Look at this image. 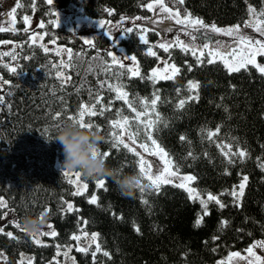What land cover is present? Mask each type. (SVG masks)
<instances>
[{"label":"trees","instance_id":"trees-1","mask_svg":"<svg viewBox=\"0 0 264 264\" xmlns=\"http://www.w3.org/2000/svg\"><path fill=\"white\" fill-rule=\"evenodd\" d=\"M74 1H78L79 13L88 17L114 19L120 14L138 15L148 11L142 6L148 0H53L52 5L47 0H17L24 7L15 14L16 32H0V38L18 42L16 48L3 51L13 53L15 60L11 56L0 59V76L8 81L0 92L4 98L0 104V198L7 202V208L14 209L19 222L25 215L49 209L47 221L58 235L45 236V247L33 243L30 233L16 227L13 234L17 240L0 234V248L7 256L6 261L0 259V264H19L22 259L31 258H34L33 264H55L56 245L71 240L79 228L96 230L102 250L111 255L109 259L98 253L95 264H213L230 251L243 249L263 237L264 170L258 164L264 162V75L252 66L247 71L229 73L219 60L214 64H197L195 56L179 48L170 49V56L162 49L153 48L157 56L168 58L181 69L174 80L161 79L154 84L131 76L127 65L125 68L114 66L111 73H105L102 69L111 63V57L107 56L111 43L106 34L93 36V48L66 25H54L51 21L56 9ZM165 3L181 12L187 9L192 15L215 24H241L249 4L258 11L264 6L262 0H247V3L245 0H185L183 6L174 0H165ZM32 12L43 21L44 27H38L43 31V38L64 43L71 51L72 58L69 61L67 56V63L72 66L65 68L71 77L70 83L62 85L56 75L59 67L54 65L60 66L61 60L57 50L50 48L45 52L38 42L32 43L30 31H23L22 18ZM131 28L134 31L125 32L119 44L136 57L141 75L147 76L157 61V57L147 54L157 32L148 28L149 44L145 45L139 39L141 28ZM5 65L16 67L17 73L10 72ZM188 65H192V71L187 70ZM191 80L200 84L199 99L178 109L176 105L181 99L193 95L185 87ZM101 81L106 82L104 88L100 87ZM120 83L127 86L124 90L130 99L151 100L154 92L159 93L156 110L168 126L161 125L159 133H153L154 138L179 163L180 171L196 176L192 182L196 189L203 193L216 192L226 207L209 202V214L204 215L198 199H190L184 189L173 185H163L159 192L146 190L143 196L137 190L129 198L121 194L113 179L83 174L81 179L88 184L87 190L82 195L72 194V182L57 165L58 160H64V155L61 144L54 138L69 116L77 115L82 105L96 104L98 96L103 100L96 104V111L99 113L101 107L111 110L96 117L85 116V123L102 130L105 140L100 147L102 153H110L106 159L109 167L124 174L139 175L138 157L122 146L113 148L109 138L111 121L122 116L131 121L135 116L123 101L115 99V92L108 90V84ZM134 106L143 110L139 100ZM118 111L122 116L117 115ZM57 113H60L59 119ZM218 127L215 142H209L205 138L207 131ZM131 130L136 131L135 123ZM181 136L186 140L181 141ZM137 141L148 143L143 133ZM217 144H230L232 151L239 147L248 156L229 164ZM189 151L198 158L188 157ZM224 151L228 149L225 147ZM243 175L248 181L237 205L228 193ZM99 179H105L102 188L96 186ZM142 183L149 182L142 179ZM93 195L97 197V204L88 202ZM68 199L79 211L66 210ZM142 200H147L148 205ZM5 209H0V217ZM199 216L203 220L197 225ZM221 221H227L228 225L222 227ZM94 250L95 244L88 254L73 248L75 264H93L91 252Z\"/></svg>","mask_w":264,"mask_h":264},{"label":"snow or ice","instance_id":"snow-or-ice-1","mask_svg":"<svg viewBox=\"0 0 264 264\" xmlns=\"http://www.w3.org/2000/svg\"><path fill=\"white\" fill-rule=\"evenodd\" d=\"M247 3V0H245ZM175 4L183 6L185 4V0H174ZM262 3H264V0H262ZM48 5L53 4V0H47ZM143 7H146V9L149 12H157V13H163L165 14L163 19L173 20L175 21L176 25L182 26L179 30L182 32H186L189 28H191L194 31L200 32V30H203L201 32V35L204 36L205 41L200 46L193 47L192 45L184 42L181 40L178 36L175 40H161L158 41L156 44L151 45L148 48L147 54L153 57H159L157 56V52L153 50V48H159L162 49L165 53H169V56L171 55L170 49L172 48H179L185 53H191V55L196 57L197 64H214L219 60L223 63L225 68L229 73H238L241 70L247 71L249 69V66H252L255 68L260 74L264 75V63L258 62L257 57L264 58V6H262L259 11L256 9V7L252 6L251 4L247 7V12L249 14L250 19L248 21H245L244 28L248 29L251 28L254 30L257 36L253 35H246L241 30V25L237 24L234 26H230L227 28L218 27L215 23L207 24L205 21L199 17H194L191 12H189L187 9H184L183 15H181V11L179 8L176 10H173V8L169 7L165 0H152L151 3H144L142 4ZM24 5L22 3L17 2L16 7L12 9L11 16L13 19L10 21L9 27H2L0 26V32H16L15 28V14L17 9H22ZM8 15V14H6ZM136 20L144 19L143 17H136ZM151 19V18H149ZM23 23L28 24L29 23V17L23 16L22 18ZM105 21H100V26L104 27ZM41 28L44 27L43 24L40 25ZM167 31L171 32L172 29L168 28ZM25 33H28L30 29L28 27H25L23 29ZM125 32L132 33L134 31L133 28H127L124 29ZM141 34L139 36L140 41H142L143 44L148 45L149 41L147 39V31L148 29L144 28L141 29ZM155 31V29H153ZM210 33L220 34L227 37H233L231 43L225 42L223 47H221L220 42L218 40H212V37L209 35ZM106 34L111 37V31L109 30L106 32ZM188 35L191 37L193 41L197 39L195 35L192 34V32H188ZM32 43H36L37 40H43V36L37 37L33 35L31 37ZM207 41H212V43H209ZM54 43V41H52ZM9 43L8 41H0V44ZM86 44L90 45L91 47L95 48V44L92 40H86ZM215 44V47H212V44ZM40 47L44 49L45 52L49 51L47 46L41 44ZM60 51H64L68 53L69 61L72 58V53L68 49H62ZM59 55V51L57 53ZM0 56H11L13 60L16 59V56L11 52H3L0 53ZM107 56L111 57V63L106 64V66L102 69L105 73H111L112 68L114 66L119 68H125V64L123 63V59H128V57H122L121 59H117V54H114L113 51H108ZM132 61H136V57L132 56L130 57ZM164 67L161 69L159 67L153 68L151 72L147 75H141V72L139 70L138 62L136 63V66L134 68H129L127 71L131 74V76L140 77L141 79H147L149 81H152L154 84L158 82L159 80H174L177 75H179L181 69L177 67L175 64H168L167 61H163ZM60 65L63 66V68L71 67L72 65L70 63H66L64 61L60 62ZM5 67L8 68V70L14 74L17 73L16 67H9L8 65H5ZM54 67H59L57 65H54ZM188 71H192V65H188L187 68ZM89 71H93L91 67H89ZM57 77L61 80L62 85L64 83H70L71 77L65 76L63 71H58L56 73ZM3 83H8V81H3ZM105 81L100 82V87H105ZM108 90L111 92H115V99L118 101H123L124 104L127 106L128 109L131 110V112L135 113V116L130 121L129 117L122 116L121 112H117L118 116H122L121 119L113 120L110 122L112 131L109 133L110 142L112 143L113 148H120L121 146L124 149H127L129 152L133 153L136 157H138V171L141 179L137 181L138 190L141 193V196L145 193L146 190L148 191H155L159 192L161 187L163 185H173L175 187L184 189L187 193L190 199L196 200L199 199L200 203L202 204L204 208V215H208V203L209 202H215L217 205H219L220 208L226 207L225 204H223L220 199L217 196L212 195L211 193L207 194V198L203 199L201 198L200 193L195 189L190 187V183L195 181L197 178L194 175L188 174V175H182L180 172V165L176 161H174L169 154L168 151L164 147H162L157 139L154 138L153 133H159L161 125L163 127L168 126L167 120H165L159 112H157V104L160 101V96L158 92H154L152 94L151 100H148L147 98H139L135 97L133 99L129 98V94L124 89L127 87L123 83L120 84H108L107 85ZM186 89L189 92H192L193 95L188 96L186 99H181L179 103L176 105L178 109H183L185 105L189 101H194L199 99V82H193L188 81L187 85L185 86ZM79 91V89L77 90ZM91 91V90H90ZM177 92H180V89H177ZM103 100V97L98 96L96 104H100ZM136 100H139L140 107L143 109L142 111L137 110V108L134 106ZM4 102V98L0 96V104ZM96 104H93L91 106L89 105H82L78 114L74 116H69V120L76 121L81 127H87V128H99L97 125H93L92 123H85V116L89 117H96L97 115H103L105 111H110V108L101 107L99 110V113L96 111ZM112 104V101L109 100V105ZM153 114H155V118H153ZM60 113L56 114V118L59 119ZM146 118V119H142ZM135 123L136 131H132V125ZM117 129L120 130V132H117ZM205 130L202 129V132ZM143 133L145 139L149 143H140L139 148L144 150V153H148L150 156L158 157V161L156 162H150L148 159L145 158V155L137 150L136 147V141L138 137ZM219 134V127L215 131H207L205 138L209 142H215L214 138ZM125 137L127 138V142H125ZM181 141H185L186 138L184 136L180 137ZM188 143H191L190 141H187ZM217 147L221 149L223 155L227 158V162L229 164H234L236 162V158H239L241 161H243L247 156L248 153H246L245 150L237 148L236 151H232V146L229 145H222L217 144ZM227 148L228 151H224V148ZM102 155L107 159V157L110 155L109 152L105 151L102 153ZM188 157H191L193 160L197 159L198 157L193 154L192 151H189ZM259 160V158H257ZM159 161H162L163 164L161 165ZM154 163L156 165L155 172H153V166ZM258 166L264 170V162H260ZM225 174H228L227 172ZM66 176H72L74 175L76 177L75 180L70 181L72 183H75L77 185V190L73 192V195H82L84 191L87 190L88 184L87 183H81V173L79 171L72 173L69 171H65ZM142 179H146L149 183L147 185L142 183ZM176 181H179V183H176ZM248 181V177L244 176L242 179V182L238 185V191L236 190V187L228 193L232 197L235 198V203L239 205L240 199L244 195V189L246 187ZM97 187H104L105 186V179H99L96 182ZM90 204H97L98 200L95 195H93L89 201ZM142 203L145 205H148L147 200H142ZM7 208V202L4 201L2 198H0V209ZM67 211H79L78 209H75L74 206L71 203H67ZM44 211H49V209L45 208ZM203 220V217H200V219L197 220V225L201 223ZM14 226L19 229L22 232H26L20 225L19 221H13ZM87 224V221H84V225ZM228 225L227 221H221V226L226 227ZM47 228L49 231L44 232L41 231L39 233H31V237L33 240V243H35L38 246H47L44 244V242L40 239V237L44 236H50V237H56L58 233L54 230L52 224H48ZM137 232H139V228L135 229ZM81 234L76 235L73 234L70 238L74 241L80 242L82 239L86 240L87 243L82 246H77L76 251L88 254L92 245L95 244V250L91 252V255L93 257V264H95V258L98 253H101L111 258V255L108 251H103L101 248V245L98 243V233H87L86 231L81 228L80 230ZM0 234L6 235L8 238L17 240V237L14 236L12 232H6L4 231L3 227H0ZM213 239H218V237H213ZM257 249L264 250V240H257L254 241L252 245H250L246 250V254L242 255L240 252H232L230 253L228 259L226 261H218V264H231L233 259L235 258L238 261H243L244 264H264V252H261L258 254L256 251ZM72 251V247H67L65 251L61 252L60 246H57V256L63 255L65 257H68V254ZM23 255V254H21ZM0 259L7 260V256L0 252ZM34 258L27 259L26 261L22 259L19 264H33ZM74 260V258H73ZM55 264H59V261H55Z\"/></svg>","mask_w":264,"mask_h":264},{"label":"rangeland","instance_id":"rangeland-1","mask_svg":"<svg viewBox=\"0 0 264 264\" xmlns=\"http://www.w3.org/2000/svg\"><path fill=\"white\" fill-rule=\"evenodd\" d=\"M16 2H17V0H0V26H2V27L11 26L10 21L13 19V17L11 16V11L15 7ZM151 2H152V0H148L146 3H151ZM169 7H171V6H169ZM171 8H173V7H171ZM173 10H176V9L173 8ZM54 13H55V15H54L53 19L51 20L54 25H59V24L66 25L68 28L72 29L73 32L80 35L84 41L92 40V38L95 34H98V33L106 34V32H108L110 30L111 31V37H109L106 34L109 37L110 43H111L109 51H113L114 54H117V59H121L122 57H128V59H123V63L125 65H127L128 68H134L136 66L137 60L135 62L132 61L130 59V57H132L134 55L126 52L124 50V48L119 44V39L125 33L124 29L131 28L133 26H136V27L141 28V29H144V28L155 29V31L157 32V38L153 42H151L149 47L152 44H156L158 41H161V40H175L177 36L181 40H183L184 42L192 45L193 47L200 46L202 43L206 42L204 36L201 35V32H203V30H200V32H197V31H194L191 28H189L186 32H182L179 30L182 26L176 25L175 21H173V20L163 19L164 15H165L163 13L147 11L146 14H138V15L120 14L119 16H117L114 19H107V18H102V17H88L82 13H79L78 1H74L70 4H68L67 6L58 8L55 10ZM183 13L184 12H181V15H183ZM6 14H8V15H6ZM25 16L29 17V23L28 24L24 23V26L28 27L30 29V35H29L30 39L33 35H35L37 37L43 36V31H41L38 28L43 23V21L34 12L27 14ZM136 17H143L144 19L136 20L135 19ZM194 17H197V16H194ZM149 18H151V19H149ZM14 19H15V17H14ZM249 19H250V17H249V14L247 12V16L241 24L240 23H227V24H216V25L218 27L227 28L230 26L240 24L241 30L246 35L257 36V38H258V34H256L253 29H251V28L245 29L244 28L245 21H248ZM100 21H105L104 27L100 26ZM15 22H16V20H15ZM205 23L212 24L214 22H206L205 21ZM15 27H16V23H15ZM168 28H171L172 31L171 32L167 31L166 29H168ZM188 32H192V34L195 35L197 37V39L195 41H193L191 39V37L188 35ZM140 34H141V31H139V36H140ZM146 35H147V33H146ZM209 35L212 37V40H218L220 42L221 47H223L225 42L231 43L232 40L234 39L233 37H227V36H223V35L215 34V33H210ZM0 41H8L9 42V43H5V44H0V53L3 52L4 50H9L12 48H16L18 46V42L16 40H13L10 38H2L1 37ZM52 41H54V43ZM37 42L40 45L43 44V45L47 46L48 49L53 48V49L57 50V52L59 51V55L61 58L60 62L64 61L67 63L68 53L64 52V51H60L62 49H68V46L66 44L61 43V42H57L55 39H44V38H43V40H37ZM207 42L212 43V41H207ZM212 47H215L214 43L212 44ZM158 57H159V59L157 58V61L155 62V64L150 68L149 73L151 72V70L153 68L159 67L162 69L164 67L163 61H167L168 64H175L174 62L170 61L168 58H166L164 56L158 55ZM0 59H1V56H0ZM257 59H258V62L264 63V58L257 57ZM58 71H63L65 76H68L65 68H63L62 65L59 66L57 72ZM3 81H5V80L2 79V77L0 76V92L3 90L4 85H5V83H3ZM191 81L195 82L194 80H191ZM125 142H127L126 137H125ZM140 143H144V142L136 141L137 150L140 151L141 153H143L145 155V158L148 159L150 162L158 161V157L150 156L148 153H144V150L139 148ZM62 161L58 160L57 165L60 166ZM159 163L161 165L163 164L162 161H159ZM155 167H156V165L154 163L153 172H155ZM62 170L64 173H65V171H69L72 173L77 172L76 170L70 171V170L63 169V168H62ZM180 172L182 175H188V174L193 175L189 171H180ZM244 176L245 175H243L240 178L239 182H237V185L234 186V187H236L237 191H238V185L242 182V179ZM67 178L70 181H73L76 179V177L74 175L67 176ZM81 183H85L83 179H81ZM176 183H179V181H176ZM72 184H73V189L75 192L77 190V185L75 183H72ZM190 187L195 188L193 186L192 182L190 183ZM234 187H232L231 191L234 189ZM196 190L200 193L201 198H203V199H206L207 194H209V193L218 197V194L216 192H210L209 191V192L203 193L198 189H196ZM67 203H71V200L70 199L66 200V206H67ZM13 221H18V219L16 218V213H15L13 208L8 207L4 210L3 214L0 217V227H3L4 231H6V232H12L13 233L14 228H15ZM19 223L21 225V222H19ZM49 223L50 222L47 221L41 231H44V232L49 231V229L47 228V225ZM80 230H81V228H79V230H77L73 234L80 235L81 234ZM86 232L89 233V235L91 233H97L96 230L86 231ZM40 239L42 241L47 240V238L45 236L40 237ZM257 240H264V236L261 238L255 239L254 241H257ZM254 241H252L250 244H248L243 249L230 251L225 256H223L222 258H219L217 261H215L213 264H218V261H222V260L226 261L230 255V253H232V252H240L242 255H245L246 254L245 250L250 245H252ZM86 243H87V241L84 239H82L80 242H77V241H74L71 239L68 242H65L63 244H57L55 247V253H54L55 261H59V264H75L76 262H75V257H74V253H73V248H76L77 246H82ZM57 246H60L61 252L65 251L67 247H72V251L68 254V257H65L63 255L57 256ZM256 251L258 252V254L261 252H264V250H260V249H257ZM0 252H2L4 254V251L1 248H0ZM73 258H74V260H73ZM231 264H244V262L238 261L234 258L233 261L231 262Z\"/></svg>","mask_w":264,"mask_h":264},{"label":"clouds","instance_id":"clouds-1","mask_svg":"<svg viewBox=\"0 0 264 264\" xmlns=\"http://www.w3.org/2000/svg\"><path fill=\"white\" fill-rule=\"evenodd\" d=\"M54 140L61 144L63 150L64 160L60 168L77 170L91 178L109 177L114 180L121 194L129 198L135 196L139 175L124 174L119 169L108 166L100 147L105 140L100 128L81 127L76 121L68 120L58 128ZM48 217L47 211L25 215L21 227L27 233H39Z\"/></svg>","mask_w":264,"mask_h":264}]
</instances>
